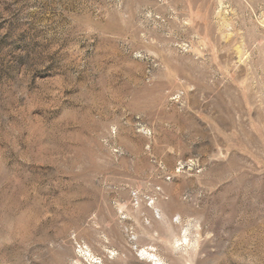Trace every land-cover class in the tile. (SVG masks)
I'll return each mask as SVG.
<instances>
[{
	"label": "rangeland",
	"instance_id": "1",
	"mask_svg": "<svg viewBox=\"0 0 264 264\" xmlns=\"http://www.w3.org/2000/svg\"><path fill=\"white\" fill-rule=\"evenodd\" d=\"M0 264H264V0H0Z\"/></svg>",
	"mask_w": 264,
	"mask_h": 264
}]
</instances>
